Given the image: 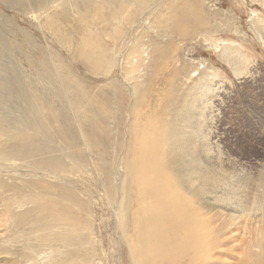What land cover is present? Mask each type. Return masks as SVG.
I'll return each instance as SVG.
<instances>
[{
	"label": "rangeland",
	"instance_id": "obj_1",
	"mask_svg": "<svg viewBox=\"0 0 264 264\" xmlns=\"http://www.w3.org/2000/svg\"><path fill=\"white\" fill-rule=\"evenodd\" d=\"M18 1L0 0V64L28 86L27 93H37L32 85L36 86L40 102L69 125L54 126L56 132H65L81 152L82 168L72 164L70 172L89 188L83 197L90 201L88 222L101 242L92 247L85 264H127L120 259L127 251L119 248V199L113 205L97 202L102 187L97 172L91 175L93 164L87 163L93 157L88 150L102 154L109 132L112 146L128 143L133 127L142 129L150 120L170 118L181 123L200 111L220 138L208 142L219 144L224 167L248 173L264 166V0H87L85 13L75 8L74 0H45L49 6L34 15ZM20 1L30 7L28 0ZM18 27L26 33L24 43ZM95 47L109 64H99L94 72L88 64ZM233 63L240 74L233 72ZM42 65L47 75L40 70ZM52 70L58 89L53 87L54 75L49 76ZM106 94L112 110L102 118L100 106ZM197 95L196 111L186 112L184 102ZM16 101L13 91L8 96L0 90V102L9 103L13 112ZM23 109L29 116V106ZM89 121L95 122L93 128L85 125ZM212 153L208 154L214 160ZM24 170L28 178L19 179L33 183L34 169L24 165ZM54 183L48 180L42 185ZM26 191L12 184L10 192ZM35 191L29 189L25 198L0 194V264H62L56 261L65 250L46 241L43 236L49 232L41 226V220L49 218L46 208L50 216L56 211L49 206L54 199ZM80 213L76 209L75 214ZM87 213L82 210V221H87ZM240 259L239 250H225L216 264H236Z\"/></svg>",
	"mask_w": 264,
	"mask_h": 264
},
{
	"label": "bare ground",
	"instance_id": "obj_2",
	"mask_svg": "<svg viewBox=\"0 0 264 264\" xmlns=\"http://www.w3.org/2000/svg\"><path fill=\"white\" fill-rule=\"evenodd\" d=\"M74 2L81 13L89 10L87 0ZM18 3L32 15L49 6L45 0H28V8L20 0ZM17 29L24 43L26 33L20 27ZM222 46L226 48L225 44ZM95 52H91L88 64L94 72L99 64H109L99 47H95ZM223 55L226 60L230 57L226 52ZM235 63L230 67L237 75L241 72L234 70ZM4 67L1 63L0 90L8 96L13 91L18 101L14 104L15 112L9 103L0 102V194L25 198L29 189L33 192L40 189L37 193L41 197L52 196L54 203L49 206L56 211L52 208L54 215L50 216L49 208L45 210L49 218L41 220V226L49 234L43 238L65 250L56 262L85 264L92 247L101 242L92 235L88 222L86 203L90 201L86 202L83 197L86 192L90 193L89 188L70 172L74 165L82 168L81 152L64 136L65 132L59 129L56 132L54 126L69 125L67 121L62 123L56 110L52 113L51 106L40 102L36 86L32 85L37 93L34 90L27 93L28 86ZM41 69L47 75L46 67L42 65ZM53 75L57 85L53 87L58 89L54 70L49 73L51 78ZM57 89L53 88L51 94L55 95ZM79 89L76 88L77 93L81 94L83 90ZM197 97L184 102L186 112L196 111ZM107 99L111 100L106 94L100 106L102 118L112 110V102ZM23 106H29V116H25ZM63 106L67 112H73L70 105ZM174 121L176 118L167 122L150 120L142 129L133 127L130 132L133 140L115 146L111 144L109 132L102 154L94 155L88 150L93 157L87 163L91 162L94 167L92 171L87 170L91 175L93 170L97 172L102 187L97 193V202L102 206L113 205L119 199V248L122 253L127 251L120 259L127 264H137V261L140 264H216L225 250L233 249L241 255L236 264H264V166L254 169L256 177L252 176L253 171L244 173L224 167L219 144L208 142H219L220 138L207 127L200 111L187 115L181 123ZM85 125L93 128L95 122ZM57 143L61 146L59 150L54 147ZM85 147L83 142L82 149ZM208 153L216 159L212 160ZM65 159H70V164ZM24 165L34 169L33 183L19 179L28 178ZM48 180L55 182L52 187L42 185ZM12 184L27 191L10 192ZM76 209L87 213V221L81 220V213L75 214Z\"/></svg>",
	"mask_w": 264,
	"mask_h": 264
}]
</instances>
